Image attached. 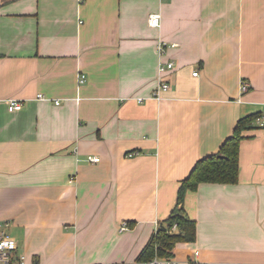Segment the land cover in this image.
Here are the masks:
<instances>
[{"label":"crops","instance_id":"1","mask_svg":"<svg viewBox=\"0 0 264 264\" xmlns=\"http://www.w3.org/2000/svg\"><path fill=\"white\" fill-rule=\"evenodd\" d=\"M0 98L24 102L0 101V234L16 256L143 264L196 163L264 111V0H0ZM244 134L238 183L187 192L197 234L178 264H264V126Z\"/></svg>","mask_w":264,"mask_h":264},{"label":"trees","instance_id":"2","mask_svg":"<svg viewBox=\"0 0 264 264\" xmlns=\"http://www.w3.org/2000/svg\"><path fill=\"white\" fill-rule=\"evenodd\" d=\"M264 111L252 113L239 119L233 135L220 147L217 153L200 159L181 184L178 203L170 217L161 225L137 257V262L148 263L155 257L174 258L178 243L193 242L196 239L197 224L185 211L184 201L189 190H196L201 183L235 184L239 181V153L244 132L254 128ZM177 224L178 229L172 230Z\"/></svg>","mask_w":264,"mask_h":264},{"label":"built area","instance_id":"3","mask_svg":"<svg viewBox=\"0 0 264 264\" xmlns=\"http://www.w3.org/2000/svg\"><path fill=\"white\" fill-rule=\"evenodd\" d=\"M150 24L152 26H160L161 25V15L160 14H151L149 17ZM162 44L160 45V51H162ZM175 66L174 62L169 63H161L160 65V72L163 73L167 70L173 69ZM198 72H195L194 75H197ZM87 80L86 74H81L79 76V83L84 84ZM170 89V84L166 80H160L158 87L154 90L152 97L156 98L158 100L163 99L162 93L165 91H168ZM249 85L243 81L242 83V90L244 92L248 91ZM39 99H48L43 94H39L37 96ZM0 101H5L8 103V107L10 111H17L22 110L24 108V102L16 99V98H8L6 100H3L0 98ZM139 101L142 102L143 98H139ZM57 104H59V101H56ZM258 124L260 126H264V115L258 118L257 120ZM134 153H131L130 156H132ZM88 160L90 162H98L100 161L99 157L96 156H89ZM128 228V223L124 222L122 224V230H126ZM178 226L175 224L172 228V230H177ZM18 248V243L14 237L7 234L6 232H2L0 234V264H29L27 262L26 256H16L15 252ZM195 256L190 260V264H205L203 261L199 259L200 252L196 251ZM16 259V260H15ZM145 264H178L177 260L175 258L166 259V258H160L155 257L152 261L145 263Z\"/></svg>","mask_w":264,"mask_h":264}]
</instances>
